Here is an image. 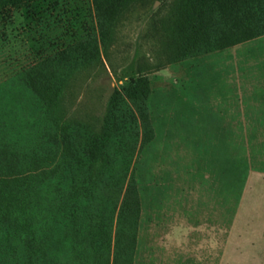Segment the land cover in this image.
I'll return each instance as SVG.
<instances>
[{
	"label": "rangeland",
	"instance_id": "obj_1",
	"mask_svg": "<svg viewBox=\"0 0 264 264\" xmlns=\"http://www.w3.org/2000/svg\"><path fill=\"white\" fill-rule=\"evenodd\" d=\"M135 1L37 0L11 11L3 24L9 40L0 43V81L11 70L95 29L103 63L79 69L76 81L65 88L67 119L97 127L120 79L145 76L150 82L145 123L128 103L137 117V140L118 152L100 176L119 182L109 187L117 199L110 246L92 252L94 257L86 262L113 264L116 216L123 190L132 182L139 205L137 225L122 239L128 247L122 254L130 264H264V123L229 117L230 104H239L241 98L245 103L251 92L250 99L264 92V34L174 61L161 28L171 0ZM57 8H62L57 29L31 30L45 9ZM110 33L113 40L106 50ZM218 87L228 114L221 138L211 122L190 125L187 112L190 101L204 95L210 100ZM5 92L6 86H0L1 98ZM197 125H205V132ZM19 147L31 150L21 141ZM39 160L16 162L9 180L14 173L50 162ZM15 242L11 232L0 230V264L16 263ZM59 264H78L67 244Z\"/></svg>",
	"mask_w": 264,
	"mask_h": 264
},
{
	"label": "trees",
	"instance_id": "obj_2",
	"mask_svg": "<svg viewBox=\"0 0 264 264\" xmlns=\"http://www.w3.org/2000/svg\"><path fill=\"white\" fill-rule=\"evenodd\" d=\"M36 1L0 0L1 44L9 40L3 24L11 11ZM61 9H45L31 30L57 29ZM161 28L171 46V57L180 61L264 34V0H171ZM112 40L110 33L106 50ZM99 63L103 62L92 27L50 54L11 70L0 81V86H6L0 97V230L7 235L11 232L16 241L15 264H59L64 244L78 264H87L86 258L94 257V251L110 246L117 199L109 187L119 182H106L100 176L118 152L132 148L137 140V117L128 103L145 123L143 110L151 89L145 76L120 79L97 127L65 118V88L76 81L79 69ZM20 141L31 150H19ZM39 158L50 162L36 170L14 173L9 180V169H15L16 162L36 163ZM138 212L131 182L123 190L116 216L113 264H119V259L120 264H130L128 255L122 254L128 249L122 239L136 227ZM95 259L97 262L96 255Z\"/></svg>",
	"mask_w": 264,
	"mask_h": 264
},
{
	"label": "crops",
	"instance_id": "obj_3",
	"mask_svg": "<svg viewBox=\"0 0 264 264\" xmlns=\"http://www.w3.org/2000/svg\"><path fill=\"white\" fill-rule=\"evenodd\" d=\"M204 90L207 91L208 89L205 88ZM221 90L222 88L220 89V87L215 88L214 94L216 96H211L210 100L205 98L206 96L204 95V99L190 101L187 105L189 124H208L211 122L215 124L213 128L218 138L225 137V128H221V123L224 124L227 121L226 117H228L227 107L219 95ZM252 94L253 92H251L249 97L247 96L249 99H247L245 103H243L241 98V100L239 99V104H230L229 117H235L234 122H243L244 117L248 116L250 117L248 121L259 124L264 123V92L255 96L253 95V98L250 99ZM237 116L239 118H236ZM199 127L200 126H198V128ZM204 127L205 125L202 127L203 132H205ZM202 128L200 127V130H202Z\"/></svg>",
	"mask_w": 264,
	"mask_h": 264
}]
</instances>
